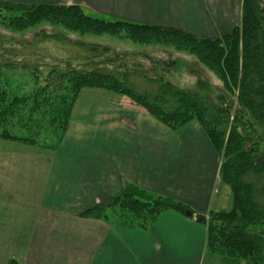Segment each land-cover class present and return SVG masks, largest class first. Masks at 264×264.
<instances>
[{"label":"crops","instance_id":"1","mask_svg":"<svg viewBox=\"0 0 264 264\" xmlns=\"http://www.w3.org/2000/svg\"><path fill=\"white\" fill-rule=\"evenodd\" d=\"M77 5L128 21L216 39L240 23L242 0H0ZM220 158L203 128L162 125L127 97L82 90L53 152L0 140V264H247L206 249L196 215L214 210ZM132 184L189 207L162 212L148 230L82 217ZM227 186V185H226ZM216 190V189H215ZM220 209V210H219Z\"/></svg>","mask_w":264,"mask_h":264},{"label":"trees","instance_id":"2","mask_svg":"<svg viewBox=\"0 0 264 264\" xmlns=\"http://www.w3.org/2000/svg\"><path fill=\"white\" fill-rule=\"evenodd\" d=\"M42 22L81 35H109L139 45L174 48L214 75L222 90L208 97L126 70L53 68L42 84L18 94L8 80L21 68L6 63L0 65V140L55 151L77 97L86 88L127 97L171 130L196 121L220 158L219 176L232 195L229 211L195 216L206 227V249L247 264H264V237L252 231L264 226V151L257 136V131L264 134V0H242L239 25L216 39L172 27L98 19L77 5L0 2V27L6 31L21 33ZM76 46L86 60L107 52L97 45ZM30 54L34 52L13 55ZM167 210L185 215L190 209L126 184L106 209L91 208L81 216L105 220L113 216L130 229L148 230ZM8 264L16 262L11 259Z\"/></svg>","mask_w":264,"mask_h":264},{"label":"rangeland","instance_id":"3","mask_svg":"<svg viewBox=\"0 0 264 264\" xmlns=\"http://www.w3.org/2000/svg\"><path fill=\"white\" fill-rule=\"evenodd\" d=\"M81 8L90 17L108 19L106 15L97 13L89 7ZM78 44L97 45L107 52L101 57L86 60L87 55L78 50L79 47L76 46ZM14 52H34V54L14 56ZM6 63L21 68L8 80L18 94L30 92L42 84L46 74L53 68L61 71L95 68L126 70L134 72L135 75L142 74L146 78L171 83L179 89L208 97H214L222 90L220 82L214 75L202 69L192 57L174 48L160 45L144 46L109 35H81L46 22L21 33L9 32L0 27V65ZM34 76H36L35 80ZM25 85L26 87H23ZM86 89L97 93H112L104 89ZM257 136L260 150L264 151V134L257 131ZM11 143L29 147L19 142ZM214 192L216 196L213 198L211 208L214 210L217 200L220 199L221 208L229 211L232 204L229 187L219 183L215 185ZM252 231L264 237V226L255 227Z\"/></svg>","mask_w":264,"mask_h":264},{"label":"water","instance_id":"4","mask_svg":"<svg viewBox=\"0 0 264 264\" xmlns=\"http://www.w3.org/2000/svg\"><path fill=\"white\" fill-rule=\"evenodd\" d=\"M185 216H186L187 218L191 219V218L193 217V214H192V212H191L190 210H187V211L185 212Z\"/></svg>","mask_w":264,"mask_h":264}]
</instances>
